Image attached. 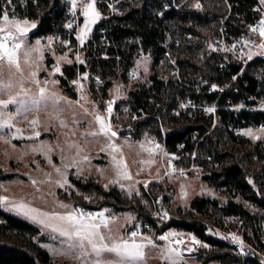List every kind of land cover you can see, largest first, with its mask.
Instances as JSON below:
<instances>
[{
    "label": "rangeland",
    "instance_id": "rangeland-1",
    "mask_svg": "<svg viewBox=\"0 0 264 264\" xmlns=\"http://www.w3.org/2000/svg\"><path fill=\"white\" fill-rule=\"evenodd\" d=\"M136 1L114 0L112 4L105 3V5H100L97 0H94L95 8L100 13V16L91 25V31L87 34L83 45L79 43L76 33L83 26L85 17L81 19L80 25L74 31L76 40L74 42L62 32L44 37L39 36L41 43L45 45L43 67L39 72L42 84L44 79L57 80L58 83L54 86L49 84V88L71 101H80V104L87 107L90 112L93 109H98L102 115H106L105 110L108 101H113L111 124L118 133L114 137V141L120 144L122 148V152L117 153V155H123L126 159L132 179L128 180L121 177L119 178V183H112V180L116 178L110 155L112 150H103L105 138L102 136L93 138L82 135V133L91 132L97 125L88 123L90 116L83 118V110L80 104H67L61 101L63 109L61 115L66 121L67 127H59L58 121L51 116L52 109L50 107L48 109L42 108L38 113L32 112L28 116L29 120L36 116L41 120L40 137L34 139H29L27 136L24 138H13L11 144L0 140V171L4 174L12 173L16 175L12 179H0V196H8L10 198L8 202L0 201L1 207L4 211L23 218L40 229L39 234L33 240L49 252L55 263L80 264V261L74 259L72 254H64L62 251L66 248V245L61 244V241L66 239L65 237L33 220L24 212L13 209L10 206L11 202L23 200L32 207L45 212H63L67 210L61 208L56 201H62L64 204L89 211L107 209L108 211L105 215H115L116 217L115 220L110 222V227L119 229L121 235H127L133 230H138L144 236L152 237L156 247L152 245L146 246L145 264H170V261L161 259V251L168 243L162 237L169 232L177 233L176 236L170 237L171 240L179 239L183 241L180 245L173 243V247L182 249L183 258L179 261V264H221L217 259L208 260V258L214 254L224 252L223 250L202 241L189 231L171 227L160 232L159 229L162 222L168 221L171 217H195L197 221L208 225V235L219 239H233L232 234H235L241 238L243 245L248 247L249 245L241 236L238 218L232 215L224 216L223 208L230 201H235L252 214L258 216L264 215V209L250 199L245 198L241 193H237L232 187H217L211 184L204 179V175L209 172L207 165L201 163L197 165L194 162L188 163V158L185 154L171 153L166 148L163 149V142L153 135L149 128L143 131L140 138H134L133 127H136L139 121L145 119V115H139L137 111L132 110L129 104V92L137 84L149 82L153 69L152 55L138 51L134 55L131 66L125 72V75L123 74V69L119 67L117 76L111 79V85L107 88H104V81H99V75H91L88 71H85L88 73L85 78L82 75L84 72L81 70L76 73L75 78L68 80L67 85L61 84V78L65 75V66L86 64L87 60L85 59L83 48L87 41L92 38L95 27L111 14H123L124 9L131 4H135ZM90 2H93V0H77V7L74 11L70 8V15L83 13L84 6ZM6 6L10 10L14 9L13 3L6 4L4 7ZM189 6L211 14L205 24L196 25L198 29L196 36L187 35L189 44L194 47L196 59H203L205 52L212 50L211 47H215L216 50L222 49L230 53L234 59L244 63L250 60L246 55L249 50L254 53L251 59L256 56H264L260 54L261 50L257 47L261 39L264 38H261L258 31H253L250 27L256 25L255 23H247L244 19L233 20L230 24L226 23V18H228V14L231 11L229 0H191ZM261 10L258 12L260 20L264 18V4ZM28 20L36 24V27L30 29L28 34L29 42L34 43L38 37H32V32L36 30L38 20ZM225 28L229 30L238 28L241 31L239 36L232 34L227 39L225 42L228 46L227 49L223 44L215 45V38L223 30L225 31ZM49 36L53 37V42L50 46L47 42V37ZM236 38L239 42L233 45L232 42ZM64 40L69 41V43L62 44L61 42ZM245 40H249L251 43L245 44ZM49 48L52 51H49ZM53 52L55 55H53ZM65 53L68 59L57 61V58ZM77 53L80 54V60L76 59ZM69 60L71 63L68 62ZM57 63L61 69L60 73L53 71V66ZM158 71L165 78L170 77L174 71L178 72L177 67H175V60L171 58L170 52L166 54V59L161 60ZM133 72L135 74L131 76L130 74ZM5 73H7V69H5ZM47 74L51 75L48 76ZM73 80H80L84 86L83 89L79 85L71 83ZM26 86H28L27 82ZM32 91H36L34 85L32 86ZM82 93L84 98H82ZM257 108L264 110V97L259 101ZM77 119L79 123L74 127V121ZM18 124L20 127L25 128L26 132H31L32 129L26 128V122L23 119H20ZM45 127H47V130H45ZM262 127L264 125L243 127L239 134L244 140L234 145L232 153L239 156L244 162V165L248 168V181L257 195L264 198V180L261 175L264 167V132L261 131ZM246 129H251L258 138L245 134L244 130ZM72 131L75 132V135H65V133ZM41 140L47 141L54 146V151L50 153L51 164L42 153L30 150L33 144ZM66 140H73L79 143L83 149L81 155H87L89 159L80 162L81 171L79 173H77L75 165L67 169V178L70 183L62 187L56 183V180L59 179V174L54 171L53 165L62 167L64 163L68 162V158L73 155L75 149H69ZM140 142H144L149 147L153 145H159V147L156 151L149 153L140 149ZM12 144H15L16 147L13 148ZM56 145H59V147H56ZM61 155L66 159L62 161ZM142 160H153L154 163L143 164L141 163ZM46 173L51 174L50 179L46 177ZM71 176L76 179L81 178L84 182L93 181L99 183L107 191L115 187L126 200L117 202L114 198L104 196L97 191L82 190L70 180ZM33 179L37 181V184L34 185L32 183ZM121 183L126 187L121 188ZM129 186L131 187L129 188ZM184 193H187V195ZM85 197H89V199H85ZM197 197L210 201L207 213L200 214L190 208L191 201ZM165 212L167 213V218H165ZM150 219H158L160 221L157 228L151 225ZM192 236H195L201 243H195L191 239ZM189 245H191V251L186 250ZM260 255L264 257V248L260 251Z\"/></svg>",
    "mask_w": 264,
    "mask_h": 264
},
{
    "label": "trees",
    "instance_id": "trees-1",
    "mask_svg": "<svg viewBox=\"0 0 264 264\" xmlns=\"http://www.w3.org/2000/svg\"><path fill=\"white\" fill-rule=\"evenodd\" d=\"M97 1L100 5L106 3V0ZM190 1L137 0L123 14H111L95 27L92 38L84 46L86 64L65 66L61 84L67 85L81 70L99 75L107 88L119 67L125 75L138 51L150 53L153 69L149 82L139 83L129 92L132 110L145 115L133 127L134 138H140L149 128L169 152L185 154L188 163L207 165L209 172L204 179L211 184L232 187L264 209V198L257 195L248 181V168L232 153L234 145L244 140L237 131L250 125H264V110L257 108L264 97V56L244 63L217 49L207 50L203 59H196L187 35L196 36V25L205 24L211 14L190 7ZM229 2L227 24L240 19L255 24L261 21L253 9L255 0ZM11 3L14 9L8 7L10 16L14 13L19 18L38 20L32 37L62 32L76 41L74 34L65 28L70 16L67 0H26L25 5L21 0H11ZM5 5V0H0V9ZM232 34L239 36L241 31L225 28L216 38L226 42ZM169 52L178 72L165 78L159 74L158 66ZM261 173L264 180V167ZM15 176L0 171V179ZM70 180L82 190L97 191L117 202L126 200L115 187L107 191L93 181L84 182L74 176ZM209 205L208 199L197 197L191 201L190 208L201 214L208 212ZM223 215L238 218L241 236L248 247L230 238L208 235V225L195 217H171L162 222L159 230L175 227L189 231L224 251L208 260L217 259L221 264H264L260 255L264 248V215L252 214L235 201L223 208ZM150 222L157 228L160 221L150 219ZM39 232L34 224L4 211L0 203V264H63L55 263L49 252L33 240Z\"/></svg>",
    "mask_w": 264,
    "mask_h": 264
},
{
    "label": "snow or ice",
    "instance_id": "snow-or-ice-1",
    "mask_svg": "<svg viewBox=\"0 0 264 264\" xmlns=\"http://www.w3.org/2000/svg\"><path fill=\"white\" fill-rule=\"evenodd\" d=\"M5 3L10 4L11 0H5ZM261 3L264 4V0H261ZM76 7L77 0H72V10L74 11ZM0 12H2V15H0V140L11 144L13 138H24L27 136L29 139H34L40 137L41 120L38 116L29 120L28 116L32 112L38 113L42 108L48 109L50 107L52 109L51 116L58 121L59 127H67L68 125L61 115L63 111L61 101L67 104H80V101H71L49 88V84L54 86L58 83L55 79H44L42 84L39 72L43 67L45 45L41 43V38L39 37L36 38L34 43H30L28 40L30 29L36 27L35 22H30L27 18H17L14 13L10 17L7 7L0 9ZM83 16L85 17L83 26L76 33L81 45L84 44L87 34L91 31V25L100 16V13L95 8L94 0L84 6ZM68 27L71 28L72 23H69ZM250 27L253 31H258L261 38H264V18L261 19L258 25ZM47 42L50 46L53 42V37H47ZM61 43L68 44L69 41L64 40ZM244 43L249 44L251 41L245 40ZM257 47L261 50L260 54L264 55V39H261ZM49 51H52V49L49 48ZM53 55H55L54 52ZM246 55L251 59L254 53L249 50ZM67 59V54L65 53L63 56L58 57L57 61ZM76 59L80 60L79 53H77ZM68 62L71 63L70 60ZM5 69H7V73H5ZM53 71L56 73L61 72L58 63L53 66ZM47 75L50 76L51 74ZM82 75L86 78L88 73L84 72ZM97 79L99 78L97 77ZM26 82L28 86H26ZM71 83L79 85L81 89L84 87L80 80H73ZM33 85L36 87V91H32ZM212 87L215 88L216 85H212ZM82 98H84L83 93ZM80 107L83 110V118L90 116L88 123L97 125L91 132L82 133V135L93 138L102 136L105 138L103 150H112L110 155L116 177L112 180V183H119V178L121 177L128 180L132 179L126 159L123 155H117V153L122 152V148L120 144L114 141V137L118 133L111 124L113 101H108L105 110L106 115H102L98 109H93L90 112L83 104H80ZM209 111H212V109H209ZM20 119L26 122V128L32 129L31 132H26L25 128L19 126L18 121ZM78 123L79 120L77 119L74 121L73 126L75 127ZM45 130H47V127H45ZM244 131L245 134L258 138L251 129ZM261 131L264 132V127H262ZM65 135H75V132L65 133ZM125 142L127 143V141ZM66 143L69 149H75L73 155L68 158V162L64 163L62 167L53 165L54 171L59 174V179L56 180V183L62 187L70 183L67 178V169L75 165L76 171L79 173L81 171L80 162L89 159L87 155H81L83 149L79 143L73 140H66ZM12 147L15 148L16 145L12 144ZM56 147H59V145H56ZM139 147L141 150L151 153L156 151L159 145L149 147L144 142H140ZM30 150L42 153L48 162L52 163L50 153L54 151V146L49 142L41 140L33 144ZM65 159L61 155V160ZM141 163L151 164L154 161L142 160ZM45 175L47 178H51L50 173ZM32 183L35 185L37 181L33 179ZM120 187L124 188L126 186L121 183ZM184 194L187 195V193ZM9 199L8 196H0V201L8 202ZM85 199H89V197H85ZM56 203L67 210L63 212H45L32 207L23 200L13 201L10 206L13 209L24 212L33 220L65 237L66 239L62 240L61 244L66 245V248L62 251L64 254H72L74 259L80 261V264H145L146 246L152 245L156 247L151 236H144L138 230H133L127 235H121L119 229L110 227V222L115 220L116 217L115 215H105L108 211L107 209L89 211L64 204L62 201H56ZM165 218H167L166 212ZM176 235L177 233L175 232H169L162 237L168 243L161 251V259L170 261V264H179V261L183 258L182 249L173 247V243L180 245L183 241L170 239V237ZM232 236L241 245L243 244L240 237L235 234H232ZM191 239L195 243H201L195 236H192ZM186 250L191 251V245Z\"/></svg>",
    "mask_w": 264,
    "mask_h": 264
},
{
    "label": "built area",
    "instance_id": "built-area-1",
    "mask_svg": "<svg viewBox=\"0 0 264 264\" xmlns=\"http://www.w3.org/2000/svg\"><path fill=\"white\" fill-rule=\"evenodd\" d=\"M67 2H68V5H69V11H70V8H72V0H67ZM114 2V0H106V4H112ZM21 3H22V5H25L26 4V0H21ZM263 7V4L261 3V0H255V2H254V5H253V9L258 13V12H260V11H262L261 10V8ZM71 17H69L68 19H67V21L65 22V28L69 31V33H72V34H74L75 35V33H74V31L77 29V27L80 25V22H81V19L84 17L83 16V13H75L74 15H70ZM69 23H72V27L71 28H69L68 27V24ZM256 25H258V24H256ZM215 42H216V44L215 45H225V48L227 49L228 48V46L225 44V40L223 39V38H216L215 39ZM239 42V40L238 39H235L233 42H232V44L233 45H235V44H237ZM211 49L212 50H216V48L215 47H211ZM133 74H135L134 72L133 73H131L130 75L132 76ZM99 81L100 82H102V79H99ZM237 133L239 134L240 133V131H237ZM163 149H165V146L163 145Z\"/></svg>",
    "mask_w": 264,
    "mask_h": 264
}]
</instances>
